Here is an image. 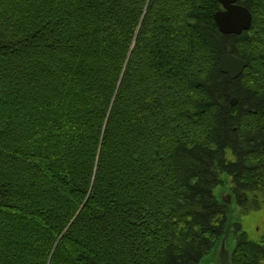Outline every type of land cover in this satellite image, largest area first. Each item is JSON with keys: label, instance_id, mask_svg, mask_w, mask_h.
Returning a JSON list of instances; mask_svg holds the SVG:
<instances>
[{"label": "trees", "instance_id": "trees-1", "mask_svg": "<svg viewBox=\"0 0 264 264\" xmlns=\"http://www.w3.org/2000/svg\"><path fill=\"white\" fill-rule=\"evenodd\" d=\"M3 3L2 263L193 264L225 230L219 174L234 199L264 193V0H237L251 15L238 35L218 31V0ZM223 53L247 63L235 79ZM262 250L242 240L230 262L258 264Z\"/></svg>", "mask_w": 264, "mask_h": 264}, {"label": "rangeland", "instance_id": "rangeland-1", "mask_svg": "<svg viewBox=\"0 0 264 264\" xmlns=\"http://www.w3.org/2000/svg\"><path fill=\"white\" fill-rule=\"evenodd\" d=\"M3 8H4L3 0H0V15H2V17L4 18ZM176 13H177V10H176ZM177 17L179 20L178 14H177ZM180 20H181V18H180ZM1 24H2V20L0 23V29L2 26ZM2 27H4V26H2ZM3 34H4L3 36L6 39L7 38L6 35L10 34V28L7 27L3 31ZM225 46H226L225 48L235 49V47L231 46V45H225ZM32 64H33V58H31L28 66H31ZM32 69L33 68L31 66L28 71L33 73L35 76L36 73L32 72ZM38 75L39 76L41 75L39 73V71H38ZM39 87H40V89L43 88L42 91L45 93L46 88L43 86L42 80H40V82H39ZM5 90H6V88L3 87L4 93H5ZM52 97H53V95H52ZM232 98H235V97H228V99L225 101L227 102L228 106H231L233 108L234 106H236L237 100L233 105H230V101ZM71 127L72 126L67 128L66 132L69 133L68 130ZM71 139L72 138L68 137V134H67V139L65 140L66 141V147H70L69 142L71 141ZM65 141H64V139H61V141H59L60 145H62V147L65 146ZM71 146L74 147V143H71ZM69 151L70 150L68 149L67 154H68V156H71V151H70V153H69ZM223 156L225 159H227L229 161H231L233 158L232 152H231V150H228V148L225 149ZM7 162H9V161H7L4 157H2L0 155V187H4V185H5L4 182L8 178H10V174L7 172H4V168H5V165ZM184 166L185 165H183V164L180 165V175H181L180 176V182H182L181 184H186L185 183L186 180L184 179V175L187 174V170H185ZM36 172H38L39 175L37 173H35V178L37 180H39L41 177V171H40V169H36ZM219 178L221 180V183L212 190V194L216 198L218 203L226 206V208H227L226 209L227 211H225V221H224L225 230L223 227L222 231L224 230V233L223 234L221 233V234H222V236L226 235L225 241H226L227 248L229 249V252H231V250H233L236 247V245L242 240H246V242H250L252 244L261 245V247H262V243L264 242V193L259 191L258 188L257 189H251L248 191V189L241 186V189L239 191L237 190L238 197L236 199H234V195L230 191V189L234 183L231 175L226 174V173H222V174L220 173ZM238 188H240V187H238ZM227 193H229L232 197L230 204H226L222 200V198H224ZM48 195H49V193L47 191H42L38 196H43L44 200H46L48 198ZM7 196L10 200L9 203H15L16 198L18 197L17 194H8ZM49 197H50V195H49ZM251 203H252V205H251ZM59 204H60V202H58L57 209L59 208ZM10 212L13 213V211H10ZM236 221L241 224V229L237 232L234 231L232 226L230 225L231 223L236 222ZM0 223H1V220H0ZM226 225L228 226V228ZM221 238H222L221 235L219 237H217L214 240L213 245L208 249V251L206 253L202 252L200 257H198L197 259H195V256L192 255V257L189 258L190 263H193V264H214L215 262H217L216 249H217L218 244L220 243ZM0 241H2V240H0ZM58 241H59V239H57L54 243H52V250H51L50 254L48 255V259H49L50 255L54 252L55 248L57 247ZM262 249H263L262 250L263 252L261 253V257L258 259V264H264V248L262 247ZM9 250H10V247L6 246L5 249L3 250V252H7ZM3 252L0 251V264L7 263L6 259L2 263L1 256H2ZM22 257L23 256H21L20 258L22 259ZM173 262H175V261L173 260ZM16 263L20 264L21 263L20 259H18L16 261ZM178 263H176V264H178Z\"/></svg>", "mask_w": 264, "mask_h": 264}, {"label": "water", "instance_id": "water-1", "mask_svg": "<svg viewBox=\"0 0 264 264\" xmlns=\"http://www.w3.org/2000/svg\"><path fill=\"white\" fill-rule=\"evenodd\" d=\"M236 2L237 0H218L221 8L213 13L212 18L218 31L223 35H238L250 27L251 15L249 11ZM246 65L247 63L244 59L231 53H223L219 59V70L221 73L225 74L229 80L238 77ZM235 102L236 99L232 98L230 105H233ZM222 200L226 204H230L232 197L229 193H227ZM230 225L236 232L241 229V224L237 221L231 223ZM225 238L226 235L222 236L220 243L217 246V262L214 264H232L230 262V252L227 248ZM262 247L264 248V242L262 243Z\"/></svg>", "mask_w": 264, "mask_h": 264}]
</instances>
